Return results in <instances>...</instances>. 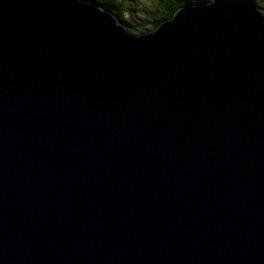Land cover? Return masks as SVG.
I'll return each instance as SVG.
<instances>
[{
  "label": "water",
  "instance_id": "1",
  "mask_svg": "<svg viewBox=\"0 0 264 264\" xmlns=\"http://www.w3.org/2000/svg\"><path fill=\"white\" fill-rule=\"evenodd\" d=\"M0 264H264L252 0H0Z\"/></svg>",
  "mask_w": 264,
  "mask_h": 264
},
{
  "label": "trees",
  "instance_id": "2",
  "mask_svg": "<svg viewBox=\"0 0 264 264\" xmlns=\"http://www.w3.org/2000/svg\"><path fill=\"white\" fill-rule=\"evenodd\" d=\"M110 11L127 29L137 35L156 30L161 23L172 19L175 13L184 6L209 3L212 0H153L158 12L150 14L147 19L139 17L134 20L137 8H132L134 0H85ZM255 12L264 19V0H252ZM147 26H151L147 28Z\"/></svg>",
  "mask_w": 264,
  "mask_h": 264
},
{
  "label": "rangeland",
  "instance_id": "3",
  "mask_svg": "<svg viewBox=\"0 0 264 264\" xmlns=\"http://www.w3.org/2000/svg\"><path fill=\"white\" fill-rule=\"evenodd\" d=\"M132 3H133L132 8H137V10L134 14V20H136V21L139 17H142V19H147L148 15H150L152 13L157 14V12H158L155 4L153 3V0H134V1H132ZM119 22L122 23L121 20ZM150 27L151 26H147V28H150Z\"/></svg>",
  "mask_w": 264,
  "mask_h": 264
},
{
  "label": "bare ground",
  "instance_id": "4",
  "mask_svg": "<svg viewBox=\"0 0 264 264\" xmlns=\"http://www.w3.org/2000/svg\"><path fill=\"white\" fill-rule=\"evenodd\" d=\"M185 7V6H184ZM183 8V7H182ZM175 16V15H174Z\"/></svg>",
  "mask_w": 264,
  "mask_h": 264
}]
</instances>
